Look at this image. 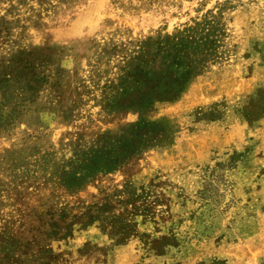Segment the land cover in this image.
Here are the masks:
<instances>
[{
	"label": "rangeland",
	"instance_id": "374dc122",
	"mask_svg": "<svg viewBox=\"0 0 264 264\" xmlns=\"http://www.w3.org/2000/svg\"><path fill=\"white\" fill-rule=\"evenodd\" d=\"M0 264H264V0H0Z\"/></svg>",
	"mask_w": 264,
	"mask_h": 264
},
{
	"label": "trees",
	"instance_id": "16d2710c",
	"mask_svg": "<svg viewBox=\"0 0 264 264\" xmlns=\"http://www.w3.org/2000/svg\"><path fill=\"white\" fill-rule=\"evenodd\" d=\"M199 25V24H197ZM194 28H187L184 33L189 34V32H194ZM163 40V41H162ZM158 46V52H162L163 56L162 59L167 62L168 64H174L178 63L181 59L180 52L181 50L191 48L193 45L200 43L196 41H192V36L189 37V35H175V36H167L164 39H162ZM206 44V43H204ZM175 81L177 79H174ZM174 86H170L169 89Z\"/></svg>",
	"mask_w": 264,
	"mask_h": 264
}]
</instances>
